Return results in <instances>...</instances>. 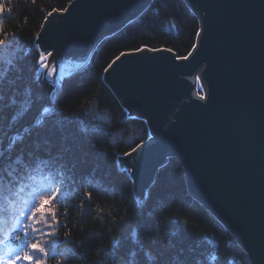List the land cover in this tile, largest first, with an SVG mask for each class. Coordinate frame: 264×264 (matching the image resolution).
I'll return each instance as SVG.
<instances>
[{"label":"trees","instance_id":"16d2710c","mask_svg":"<svg viewBox=\"0 0 264 264\" xmlns=\"http://www.w3.org/2000/svg\"><path fill=\"white\" fill-rule=\"evenodd\" d=\"M70 1L0 0V253L33 239L21 225L31 223L26 217L41 196L55 192L59 223L44 229L55 235L36 237L54 253L47 264H145L148 250L157 258L147 264H250L231 233L188 193L176 159L160 166L142 199L117 164L149 130L143 118L127 114L104 69L119 53L145 46L185 56L196 16L183 0H150L54 86L42 75L34 38L46 15ZM53 99L54 112L44 113Z\"/></svg>","mask_w":264,"mask_h":264},{"label":"water","instance_id":"95a60500","mask_svg":"<svg viewBox=\"0 0 264 264\" xmlns=\"http://www.w3.org/2000/svg\"><path fill=\"white\" fill-rule=\"evenodd\" d=\"M149 1L71 0L43 19L34 45L39 53L61 50L80 67L100 39ZM183 1L201 32L187 60L166 48L127 51L104 72L107 86L150 134L136 152L118 155L117 164L142 199L160 166L176 159L188 193L231 233L250 264H264V0Z\"/></svg>","mask_w":264,"mask_h":264},{"label":"snow or ice","instance_id":"6c2138e0","mask_svg":"<svg viewBox=\"0 0 264 264\" xmlns=\"http://www.w3.org/2000/svg\"><path fill=\"white\" fill-rule=\"evenodd\" d=\"M5 11V6L3 3H0V13H3ZM10 11V9H9ZM58 11V9H53L51 12L48 13V15L45 17V20L48 19V17L52 16L54 12ZM196 35L199 37L201 36V32H197ZM37 39L40 37V33H36ZM5 41L0 39V45H4ZM36 48H39L40 45L37 43L35 45ZM193 48L196 47V45L192 46ZM166 51L171 52L172 49H165ZM136 51H161V49H153L148 47L143 48H137ZM53 55L52 52H41L39 54V58L37 63L40 65L41 69L47 70V75L49 77H52L56 72V67L52 66L49 67V64L46 63L49 57ZM121 55H124L123 53ZM192 54L189 53V56ZM177 59H184L187 60L188 57H176ZM78 68L79 65H68V74L70 75L73 68ZM113 65L109 64L108 68L104 69V71H108L109 68H112ZM61 72H64V66L61 65L60 67ZM199 79V78H197ZM57 86H59L60 81L57 80L55 82ZM54 93L58 94V89L53 90ZM200 100L206 99L204 95H199ZM58 101L56 99H53L51 101V104L53 107H45L43 109V112L48 114L52 113L55 110V106L57 105ZM142 147L141 143H136L135 147L132 148V152H136L138 149ZM125 155H129V153H124ZM89 198L91 197V194H87ZM57 199V193L53 192L50 196H41L39 199L38 205L34 207V209L30 212V214L26 217L28 221L31 223L22 224L21 225V231L24 234V237L27 238L30 235L33 236V239L25 241L24 247H17L16 249L8 248L6 252L0 253V264H20L21 261L26 262V264H47V260L52 258L54 256V253L50 251L48 247L45 246L44 243H41L39 239L36 237L38 236H53L55 235V232H46L45 228H54L55 225H58L59 219H58V213L57 210L52 207L53 202ZM81 207H84L83 203L81 204ZM97 211H101V209H97ZM23 215V213H21ZM51 217V221L53 223H49L48 217ZM18 225L21 224L20 221L16 222ZM65 237L71 236V232H65ZM21 237L18 235L16 236V240H20ZM168 244L166 241H161V248H167ZM39 254V255H36ZM157 258V253L148 250L147 252V261H155ZM147 261L145 264H147ZM57 264H60L58 261ZM137 264H140V260L138 259Z\"/></svg>","mask_w":264,"mask_h":264},{"label":"rangeland","instance_id":"374dc122","mask_svg":"<svg viewBox=\"0 0 264 264\" xmlns=\"http://www.w3.org/2000/svg\"><path fill=\"white\" fill-rule=\"evenodd\" d=\"M61 52H62L61 50H57L55 52V54L51 56L50 62H48L49 67H52V66L56 67V72L54 74V77L53 76L49 77L47 75V70L46 69H42L44 71V74L46 75V77H48L53 83L55 82V80H57L58 78H60L61 76L65 75L68 72L67 69H68L69 63L66 62V60H65V58L63 56V53H61ZM56 57H59V61H57L56 63H53V61H54L53 58H56ZM61 65L64 66V69H65L64 72H61V70H60Z\"/></svg>","mask_w":264,"mask_h":264},{"label":"bare ground","instance_id":"6f19581e","mask_svg":"<svg viewBox=\"0 0 264 264\" xmlns=\"http://www.w3.org/2000/svg\"><path fill=\"white\" fill-rule=\"evenodd\" d=\"M53 59H54L53 63H56L57 61H59V57H56V58H53Z\"/></svg>","mask_w":264,"mask_h":264}]
</instances>
